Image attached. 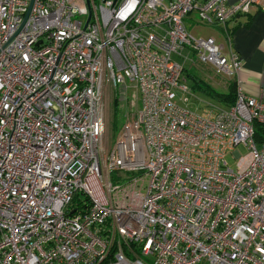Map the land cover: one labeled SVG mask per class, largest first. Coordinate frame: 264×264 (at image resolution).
<instances>
[{
  "label": "built area",
  "instance_id": "built-area-1",
  "mask_svg": "<svg viewBox=\"0 0 264 264\" xmlns=\"http://www.w3.org/2000/svg\"><path fill=\"white\" fill-rule=\"evenodd\" d=\"M30 2L0 0V264H264V94L228 26L264 0ZM184 49L232 104H179ZM107 89L140 99L112 146Z\"/></svg>",
  "mask_w": 264,
  "mask_h": 264
},
{
  "label": "rangeland",
  "instance_id": "rangeland-1",
  "mask_svg": "<svg viewBox=\"0 0 264 264\" xmlns=\"http://www.w3.org/2000/svg\"><path fill=\"white\" fill-rule=\"evenodd\" d=\"M102 0H96L100 3ZM194 19H188L186 24L189 30L196 36L213 35L220 37L217 29L214 26L206 25L203 22L196 20L195 12L191 14ZM221 38V37H220ZM173 59L176 63L184 68L185 84L189 87L191 94L178 92L181 99L188 96V102L179 101V104L187 109L201 114L204 109L211 107L208 103L217 106H226L216 98L209 95L203 89L195 86V83L207 84L218 91H226L227 86L222 82V79H227L223 73H217L214 67L209 63L200 61L194 52L189 49L182 50V54H173ZM140 107V99L138 92L133 89L129 90L127 99L120 100L116 90L107 89L105 91V135L104 141L107 145L112 146L123 126L129 122L133 114ZM240 151L245 152V148L240 146ZM226 159L229 164L235 167V161L231 153L226 154Z\"/></svg>",
  "mask_w": 264,
  "mask_h": 264
},
{
  "label": "crops",
  "instance_id": "crops-1",
  "mask_svg": "<svg viewBox=\"0 0 264 264\" xmlns=\"http://www.w3.org/2000/svg\"><path fill=\"white\" fill-rule=\"evenodd\" d=\"M233 49L242 62V87L248 94H264V10L253 7L248 14L228 22ZM227 86L228 79H222ZM226 88V89H227Z\"/></svg>",
  "mask_w": 264,
  "mask_h": 264
},
{
  "label": "trees",
  "instance_id": "trees-1",
  "mask_svg": "<svg viewBox=\"0 0 264 264\" xmlns=\"http://www.w3.org/2000/svg\"><path fill=\"white\" fill-rule=\"evenodd\" d=\"M240 15H242V14H240ZM229 30L231 32L230 28H229ZM195 86L205 89L209 93V95L216 98L217 100L222 102L224 105H230L235 100L236 88H235V83L233 82V80L229 81L228 88L226 91H218V90L214 89L213 87H211L210 85L202 84V83H195ZM261 136L262 135L257 133V138H261ZM79 200H82V198H79Z\"/></svg>",
  "mask_w": 264,
  "mask_h": 264
},
{
  "label": "water",
  "instance_id": "water-1",
  "mask_svg": "<svg viewBox=\"0 0 264 264\" xmlns=\"http://www.w3.org/2000/svg\"><path fill=\"white\" fill-rule=\"evenodd\" d=\"M31 4H32V0H31V2H30V6H31Z\"/></svg>",
  "mask_w": 264,
  "mask_h": 264
}]
</instances>
